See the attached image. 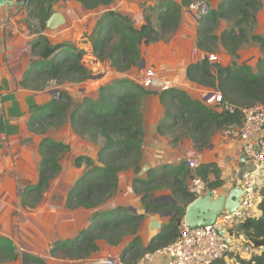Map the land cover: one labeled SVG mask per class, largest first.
<instances>
[{
	"label": "trees",
	"instance_id": "16d2710c",
	"mask_svg": "<svg viewBox=\"0 0 264 264\" xmlns=\"http://www.w3.org/2000/svg\"><path fill=\"white\" fill-rule=\"evenodd\" d=\"M56 1L59 0H29V14L39 20L42 29H45L50 15L47 7L51 8ZM78 1L90 10L113 3V0ZM210 1L158 0L156 7L148 8L156 12L157 23L152 21L151 13L145 12L144 23L140 26L127 14L114 9L107 10L100 16L89 36L91 48L88 50L80 49L68 41L52 42L45 35L34 40L33 59L20 82L23 87L42 90L52 82L61 85L90 80L93 76L90 60L85 57L91 55L103 65L106 60H110L111 67L120 72L113 81L99 85L96 98L88 94L81 101L74 102L68 92L59 90L48 103L31 106L27 125L33 132L43 135L49 127L62 125L69 116L76 133L92 141L103 139L98 153L99 164L88 156L76 157L75 165L80 167L85 163L86 170L70 189L66 199L69 209L84 207L92 210L90 224L72 238L55 241L51 247L53 257L88 259L99 250V240L116 247L127 236H134L120 258L126 262H137L146 252H154L179 236L186 207L195 200L189 191V179L193 173L188 161L175 167L162 165L151 168L145 177L136 176L133 180L134 191L142 195L148 212L173 211L169 222L146 246L142 245L138 235L144 215L132 213L123 205L104 210L100 207L119 190L121 172L132 168L139 174L141 170L145 135L142 107L148 95L157 92L121 73L139 64L142 44L171 40L182 24L185 7L197 2L207 5V10L198 19L197 27V48L202 53L201 59L188 65L187 77L200 86L219 90L223 99L235 108V112L218 111L202 100L193 98L181 87L171 86L159 92L166 113L158 130L173 133L175 141L192 138L201 150L210 144L217 132L241 125L244 108L256 103L264 105V36L252 33L262 0H221L215 8L210 7ZM221 19L229 21L230 25L218 35L215 29ZM251 41L259 44L262 52L255 69L246 63L222 65L210 58L219 44L228 54L238 57L240 49ZM69 149L67 143L49 137L42 139L39 145L42 156L39 180L23 193V206L34 208L42 200L51 179L60 170V155ZM212 167L214 164L204 165L197 173L205 178ZM221 183V180L207 183L208 189L216 191ZM161 189L170 190L179 204L155 203L152 192ZM260 194L261 214L246 216L234 228L235 234H243L256 250L249 258L237 256L240 264H264V187ZM18 257L13 241L0 239V262L16 260ZM22 261L25 264H45L42 258L28 253L22 256ZM213 264L225 262L221 259Z\"/></svg>",
	"mask_w": 264,
	"mask_h": 264
},
{
	"label": "crops",
	"instance_id": "0c3cea01",
	"mask_svg": "<svg viewBox=\"0 0 264 264\" xmlns=\"http://www.w3.org/2000/svg\"><path fill=\"white\" fill-rule=\"evenodd\" d=\"M17 3L18 1L14 0L13 6L0 8V239L12 240L19 257L0 264H25L22 261L25 253L42 258L45 264H94L95 260L107 253L121 257L124 248L134 236H127L123 243L116 247L99 240V250L84 260L56 258L51 255V247L55 241L72 238L90 224L92 210L84 207L69 209L66 199L70 189L86 170L85 163L80 167L75 165L76 157L88 156L99 164L98 153L103 143L95 145L91 139L76 133L69 116L62 125L49 127L43 135L31 131L27 125L31 106L48 103L55 95L52 93L54 90L68 92L74 102L81 101L88 94L96 98L99 85L113 81L120 72L115 70V75L107 80H104L107 76L101 79V73L99 80L89 82L90 79L81 84L65 82L57 85L52 82L42 90L23 87L20 82L31 65L32 45L38 36L45 35L52 42L68 41L80 49L88 50L91 48L89 36L104 12L110 9L118 10L133 18L135 24L140 26L144 23V7L154 6L158 0H113L110 5H101L92 10L87 9L78 0H59L54 2L51 8L47 7L50 12L47 21L56 13H60L65 19V23L56 29H50L47 21L45 29H42L39 20L30 16L29 3L24 6ZM263 22L264 0L256 23L258 32L264 36ZM219 23L222 30L228 27L224 19ZM201 54L197 48L196 23L191 21L190 24H185L182 21L171 40L146 46L142 52L144 63L121 74L138 81L144 73V68L154 67L160 78L169 81L172 86L181 87L193 98L204 102L203 96L197 95V91L206 94L211 89L193 83L186 74L188 65L199 61ZM258 56L259 54L256 59ZM109 68V72H112L111 67ZM87 84L91 86L88 88ZM152 90L157 92L149 94L142 107L145 135L138 176L145 177L149 169L162 165L175 167L183 161H195L196 166H190L194 176L198 175L200 167L214 164L206 173V177L202 178L207 183L221 180L222 183L216 191L223 194L232 189L235 181L240 184L242 177L257 169L253 161L241 159L242 141L225 136L224 131L217 132L210 144L201 150L196 147L192 138L185 137L175 141L173 133L160 132L158 126L165 117L166 109L161 102V91ZM44 137L67 143L70 149L60 155V170L57 176L51 179L42 200L34 208L25 207L22 205L23 193L39 180L42 160L39 145ZM258 175L260 193L264 187V169H259ZM136 176L137 173L132 168L121 172L119 190L100 208L104 210L123 205L132 213L143 214L144 219L138 235L142 245L146 246L153 237L152 218H156L164 226L171 216L161 217L159 212L147 211L142 195L137 194L133 188ZM163 196L173 197L171 191H155L152 197L154 201L158 199L159 204L169 203V200L162 199ZM261 200L260 194L259 203ZM260 214L258 204L252 215ZM165 262L166 258L158 255L150 264Z\"/></svg>",
	"mask_w": 264,
	"mask_h": 264
},
{
	"label": "built area",
	"instance_id": "2783aa9c",
	"mask_svg": "<svg viewBox=\"0 0 264 264\" xmlns=\"http://www.w3.org/2000/svg\"><path fill=\"white\" fill-rule=\"evenodd\" d=\"M201 4L203 2L193 3L191 7L198 9ZM138 82L146 88L160 91L172 86L169 81L160 78L154 68L144 72ZM203 100L218 111L226 110L231 114L235 112V108L223 99L217 89L204 94ZM224 134L241 140L242 155L257 166V169L247 174L245 180L240 183L244 193L241 195L237 211L224 210L212 225L188 227L183 223L179 236L173 242L154 252L144 254L137 262H126L120 257L106 255L95 260L94 264H150L158 255L166 258L165 264H213L226 257L231 251L240 254L238 243L241 242L249 244L252 253L255 252L252 243L243 234L236 235L234 228L246 216H251L259 204L258 170L264 169V105L256 103L244 108L243 123L236 127L225 128ZM189 164L192 167L196 166L195 161H189ZM208 190L207 182L201 177L195 175L191 177L189 191L195 199L205 195Z\"/></svg>",
	"mask_w": 264,
	"mask_h": 264
},
{
	"label": "rangeland",
	"instance_id": "374dc122",
	"mask_svg": "<svg viewBox=\"0 0 264 264\" xmlns=\"http://www.w3.org/2000/svg\"><path fill=\"white\" fill-rule=\"evenodd\" d=\"M178 1H180V0H178ZM220 1L221 0H212V1L209 2V5H210V7L215 8ZM150 6L151 7H156L157 4L154 5V6L153 5L145 6L144 7V13L145 12H146V14L151 13V19L156 24L157 23L156 12L153 9H152L153 11L149 10L148 8ZM191 6L192 5L184 8L183 21H184L185 24H190L191 21L195 22L196 23V28H197L198 27V19L200 18L201 13L205 12L204 9H205V7H207V5L205 3H203V4H201V6L198 9L197 8L194 9ZM263 24H264V22H263ZM229 25H230V22L227 21V26H229ZM221 31H222V26H221L220 23H218V25L216 26L215 32H216V34L219 35L221 33ZM258 31H259V28H257L256 25H255L252 33L260 34ZM160 41H163V40H160ZM157 42H159V41H157ZM146 46H148V45L142 44L141 47H140L141 48V59L139 61V64L136 65V67H139V65L142 64L141 63L142 60L145 61L144 57L142 56V52H143V50L145 49ZM257 54H259L258 58L262 55V52H261V50L259 48V44L251 41L249 44L245 45L244 47H242V49H240L238 57H233L230 54H228L225 51V49L219 44L217 51L215 53L211 54L210 58H211L212 61H218L222 65H231L233 63H238V64L246 63V64H248L249 66H251L254 69V67L256 66L257 61H258V59H256ZM85 58L90 60V68H91V72L93 74V76L91 77L92 79L90 81L88 80L89 82H91L93 80H99L100 76H101L100 75L101 73L103 75V76H101L102 80H103V78L105 76H107V77H105L104 80H107L111 76L115 75V70L116 69L111 67L110 60H106L104 65H103V63L100 62V61L96 62L95 61L96 58L94 56H92V55L91 56H86ZM109 67H111V71L112 72H109V70H110ZM153 68L154 67H146V68H144L143 72H146L148 69H153ZM81 83H84V82H81ZM87 86L89 88V86H91V85L87 84ZM204 94L205 93L203 91H200V90L197 91V95H199L200 97L203 96ZM93 142H94L93 144H95V145L101 144V143H103V139L100 138L98 141H93ZM214 171H215V169H214ZM137 176H138V173H137ZM123 180L124 179H121V181H123ZM158 191H170V190L161 189V190H158ZM154 193H155V191L152 192V196L154 195ZM238 244H239V247L241 249L240 250V254L239 253L237 254L234 251L229 252L228 255L223 258V261L225 262V264H240L238 259H237L238 258L237 256H240L242 258H249V254L252 253V249L250 248L249 244H245L244 242H241V243H238ZM106 255H112V254L107 253V254H105V256Z\"/></svg>",
	"mask_w": 264,
	"mask_h": 264
},
{
	"label": "water",
	"instance_id": "95a60500",
	"mask_svg": "<svg viewBox=\"0 0 264 264\" xmlns=\"http://www.w3.org/2000/svg\"><path fill=\"white\" fill-rule=\"evenodd\" d=\"M19 6H24L29 3V0H17ZM13 6L14 0H0V8L3 6ZM207 10L205 7L204 11ZM65 23L64 17L60 13L53 14L51 18L47 21V26L50 29H56L60 25ZM144 63V60L141 61ZM54 90L52 93H57ZM242 160H245V156L242 155ZM245 180V176L242 177L241 181ZM244 190L240 187V184L235 181L233 183L232 189L228 193L218 194L215 190H208L205 195L195 199L186 207V212L184 215V223L188 227H198L212 225L216 222L218 216L224 211L235 212L240 206V198L243 195ZM162 199L169 200L172 204L178 205L179 202L172 196H163ZM158 203V199H155ZM159 204V203H158ZM136 211V210H135ZM133 211V212H135ZM159 216H172L173 211H161L158 213ZM143 215V214H140ZM162 222L158 221L156 218H152L151 230L153 232L152 239L158 235V232L162 229Z\"/></svg>",
	"mask_w": 264,
	"mask_h": 264
}]
</instances>
